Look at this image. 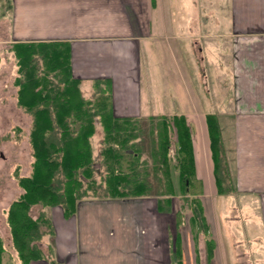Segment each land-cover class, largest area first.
Listing matches in <instances>:
<instances>
[{
    "label": "crops",
    "instance_id": "crops-1",
    "mask_svg": "<svg viewBox=\"0 0 264 264\" xmlns=\"http://www.w3.org/2000/svg\"><path fill=\"white\" fill-rule=\"evenodd\" d=\"M200 1L211 7L195 12L196 30L188 34L181 30L180 20L174 23L175 14L165 0H0V44L65 42L72 73L81 83L110 82L115 117L148 121L152 116L185 115L192 128L197 174L204 180L201 200L215 242L210 264H264L261 253L256 258L220 249L223 228L231 218L224 217L225 226L220 228L214 213L222 206L228 209L230 201L226 207L218 199L222 195L214 181L206 122L207 114L217 115L235 185L227 196L248 209L251 223L252 206L260 207L264 234V0H223L227 3L222 10L215 9L218 0ZM224 17L230 29L221 32ZM155 64H161L166 89L159 114L151 113L153 102L142 87L143 75L150 78ZM198 75L203 90L212 94L209 100L193 88ZM226 84L234 102L227 111L218 110V88ZM172 178L178 190V170L172 169ZM180 202V195H174L171 211L161 212L157 196L82 199L67 219L55 209L51 213L57 211L64 219L50 256L63 264H171ZM189 217L190 213L178 230L184 264H200V245L205 248V241L202 237L195 245ZM205 261L208 264L206 249Z\"/></svg>",
    "mask_w": 264,
    "mask_h": 264
},
{
    "label": "trees",
    "instance_id": "trees-1",
    "mask_svg": "<svg viewBox=\"0 0 264 264\" xmlns=\"http://www.w3.org/2000/svg\"><path fill=\"white\" fill-rule=\"evenodd\" d=\"M9 49L16 64V105L31 116L32 161L29 174L15 175L20 192L5 211L9 243L0 236V264L9 251L19 264L50 256V250L46 255L39 244L41 228L52 229L45 207L59 208L65 218H71L82 199L157 196L158 210L169 212L176 194L181 201L177 229L187 208L191 236L196 246L204 238L210 264L215 242L201 200L204 180L197 174L192 128L186 116H152L148 121L115 117L110 82H95L94 97L86 98L81 80L72 73L65 42H18ZM206 122L217 193L232 194L234 177L217 115L207 114ZM98 124L101 147L95 154L93 137ZM172 169L178 170V190ZM35 205L44 207L38 216L31 214ZM178 230L171 264H184ZM48 261L63 264L54 258Z\"/></svg>",
    "mask_w": 264,
    "mask_h": 264
},
{
    "label": "rangeland",
    "instance_id": "rangeland-1",
    "mask_svg": "<svg viewBox=\"0 0 264 264\" xmlns=\"http://www.w3.org/2000/svg\"><path fill=\"white\" fill-rule=\"evenodd\" d=\"M165 2H169V7L175 14L173 15L174 23L178 24V21L180 20L179 23L183 25V29L181 30H184L188 34H192L196 30L195 24L193 23L195 12L197 10H201L203 7L205 9L211 7L210 2L200 0H165ZM226 3L227 1L223 0L215 1V9L222 10L226 7ZM227 29H230L227 18H221L220 31L225 32ZM222 39L223 38H221L220 41H222ZM188 44L191 46L190 41ZM191 50L192 48L188 47L187 51L191 52ZM224 50H226V48L220 49L219 52L222 53ZM0 51L2 55V60L0 62V232L2 233L4 239H6L7 243H9V230L5 223L4 214L7 204L12 199L16 198L20 192L15 175H27L30 173L32 158L28 143V131L31 123V116L22 109L18 108L16 105V88L13 84L14 76L16 74L14 54L9 49L8 44H0ZM161 53L162 50L157 52L158 55ZM153 67L154 72L152 76L150 75V78L143 75L142 87L153 102L151 113L159 114L164 108L163 101L164 94L166 93L165 81L161 76V64H155ZM212 82L213 80L209 77L210 88ZM94 83L95 82L92 80H84L81 83L82 92L88 99L93 98L96 93ZM192 84L195 92H201L202 95L206 94V98L208 100L212 98V94L210 92H205L203 90L204 83L202 77L198 75L196 81L192 82ZM187 90L188 93L194 91L191 88L190 83H188ZM214 90H217L216 86H214ZM218 91H220L221 94L217 103L219 106L218 110L227 111L230 107H232V103L234 102L232 90L230 89V86L226 84L224 87H219ZM101 131L100 124H98L97 132L93 137L95 154L99 152L101 147ZM218 199H220L226 207L230 201V207H228V209H224V206H222L221 209H216L217 211L214 213L216 218L215 221H217L218 225L221 224L219 227L223 228V226H225L224 217H229V220L231 218V223L223 228L224 232L222 233L224 234H222V239L220 240V249L224 250L222 247H227L231 255L233 252L239 250L243 253L254 254V257L256 258H260V255L257 253H261L263 259L264 234L259 224L260 207L257 208L256 206H252L251 212H249L250 217H252L251 223L246 217L247 215L245 210L248 209H242L238 199H233L227 195H222ZM43 208L44 207H41L40 205H35L31 210V214L33 216H38ZM44 209L48 212L51 218L52 229L47 227L41 228L43 235L39 244L43 249V252L48 255L51 246H54L55 239L58 237L59 228L64 218H59V216H57V211L51 213V211H54L55 209L61 211L59 208L45 207ZM211 211L213 212V210ZM189 213L190 211L185 208L183 221L187 220V215ZM212 220L214 221V219ZM70 247L71 245H68V248ZM7 254L9 256H6L5 263L13 264V256H11L13 253L9 251ZM49 257L53 258L52 255L48 256L46 261L50 259ZM199 262L200 264H205L206 262L205 248L202 242L200 245ZM251 264L261 263L252 262Z\"/></svg>",
    "mask_w": 264,
    "mask_h": 264
},
{
    "label": "built area",
    "instance_id": "built-area-1",
    "mask_svg": "<svg viewBox=\"0 0 264 264\" xmlns=\"http://www.w3.org/2000/svg\"><path fill=\"white\" fill-rule=\"evenodd\" d=\"M171 154H172V156H174V150L173 149L171 150Z\"/></svg>",
    "mask_w": 264,
    "mask_h": 264
}]
</instances>
